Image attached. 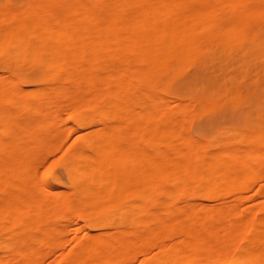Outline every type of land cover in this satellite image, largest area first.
<instances>
[{
    "label": "bare ground",
    "instance_id": "1",
    "mask_svg": "<svg viewBox=\"0 0 264 264\" xmlns=\"http://www.w3.org/2000/svg\"><path fill=\"white\" fill-rule=\"evenodd\" d=\"M204 115L235 119L202 140ZM66 122L64 177L39 174ZM257 176L264 0H0V264L40 263L73 218L60 264H264V206L194 203Z\"/></svg>",
    "mask_w": 264,
    "mask_h": 264
},
{
    "label": "rangeland",
    "instance_id": "2",
    "mask_svg": "<svg viewBox=\"0 0 264 264\" xmlns=\"http://www.w3.org/2000/svg\"><path fill=\"white\" fill-rule=\"evenodd\" d=\"M26 87V86H24ZM63 119L65 120L66 115H62ZM235 118H232L229 115H204V116H199L197 119H195L192 124H191V132L192 134L197 137V138H201L202 140L205 139V135L210 132L212 129L222 126V125H226L229 124L231 122V120H234ZM62 127V130H66V136L64 139V144L61 146H58L57 149H60V151L58 152H52L48 155L45 156L44 159H42L41 161H38V165H40L38 167V173L39 172H44L45 171V167H49V170L51 173H53L54 175L57 176H61L62 173L60 171V168H58V166H55V169H53L52 165H48L52 160L59 162L57 159L58 157H60V154L62 153V151L67 150V146L73 141V139L75 137H77L79 135L80 130H77L79 132H77L75 129H68L70 128L72 125L71 123H62L60 125ZM81 133V132H80ZM62 144V143H61ZM56 151V150H55ZM53 165H56L53 164ZM52 166V167H51ZM47 167V168H48ZM57 167V168H56ZM55 170L54 172L52 171V169ZM59 169V170H58ZM40 174V173H39ZM64 177V176H61ZM254 183L251 182L250 186L246 187L245 189L240 190L239 192H231V193H226L224 195H222L223 198L217 197L215 199L211 200H206V199H201V197H199V199L195 200L194 203H197L196 205H201V204H207V205H219L218 203L222 204V202L224 201L226 204L230 203L231 204H237L240 209H251L253 212L256 211L257 209V213H255L256 216H259L262 210L261 207L264 206V177L261 176H257L255 179ZM252 180V181H253ZM221 196V195H220ZM211 199V198H209ZM201 202V203H199ZM223 203V204H225ZM256 209V210H255ZM258 214V215H257ZM83 225H85L83 223L82 220H75L74 218L72 219L71 223H69V227L67 228L66 231V236L64 238V241L62 242V244L57 247L55 250L48 252L43 259L41 260V262L38 264H60L59 260L67 255L70 250L73 248V240H75V237L81 238L84 237L83 232L81 231V227H83ZM178 236V235H176ZM176 236H172L163 240V243L167 246V245H172L175 243H172L174 241H179L181 238L178 239V237ZM152 247L148 248L151 249ZM155 248V247H154ZM151 249V250H147L148 252L144 251L142 253H139L136 255V257L133 260H125V262H122V264H142V262H144V264H148L145 263V260H148V257L151 256L153 253H155L157 250L155 249ZM159 252V251H158ZM148 253V254H147ZM157 254V252H156ZM155 255V254H153ZM150 259V258H149ZM143 260V261H142ZM148 262V261H147ZM37 264V263H36Z\"/></svg>",
    "mask_w": 264,
    "mask_h": 264
}]
</instances>
